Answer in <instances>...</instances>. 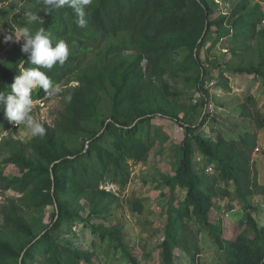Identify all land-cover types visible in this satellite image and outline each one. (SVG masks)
Listing matches in <instances>:
<instances>
[{
    "label": "trees",
    "instance_id": "16d2710c",
    "mask_svg": "<svg viewBox=\"0 0 264 264\" xmlns=\"http://www.w3.org/2000/svg\"><path fill=\"white\" fill-rule=\"evenodd\" d=\"M4 1L6 0H0V4ZM261 1L264 3V0H259L251 7L248 0H241L236 6L237 15L229 18L225 14L212 20L209 17L215 4L208 0H93L92 5L86 9L87 24L84 28L78 27L76 13L67 6L54 8L50 13L40 12L42 20L38 23L37 30L43 27L54 43L62 40L69 49L68 59L63 65L57 64L51 70H40L57 84L64 78L77 74L78 83L65 93L64 96L71 94L72 100L69 103L64 99L63 110L55 122L56 127L44 124L46 135L32 139L36 157L32 154L31 157L27 156L18 141L10 143L9 138L6 142L13 149L9 160L5 162L15 164L20 175L7 176L0 171V183L7 189L21 192L22 198L28 201L30 207L53 206L54 212L46 229L37 234L28 222L27 215H22L17 204L12 201L9 210L3 213L4 221L22 239L20 246H13L0 238V264H30L36 260L37 253L43 259L42 264H80V260L89 262L84 252L59 244L54 234L62 223L73 222L75 217L80 216L74 210L71 198H86L89 194L91 201H94L90 209L91 216H105L102 213L107 212L110 201H103V196L110 192L100 189L99 184L107 179L122 182L126 161L140 162L150 149L145 138H136V135L140 124L152 119V115L160 110L161 105H156L160 103L157 99L162 98L164 91L154 100L150 99L153 105L146 109L148 104L139 108L137 103L145 93L152 92L163 81L161 77L166 72L164 62L168 53L177 47L189 48L190 65L199 71L194 89L204 96L202 85L209 70L200 64V50L210 28L213 25L222 27L224 19L228 18L234 42L244 44L259 34L264 38V29L259 28L264 18ZM200 32H204L205 37L198 39ZM97 38L100 42H106L109 50L106 48L104 52L92 54V57L89 54L94 47L92 41H97ZM127 48L133 50L134 54L129 55L130 58L124 62L121 56ZM14 59L11 65L2 63L0 93L11 92V84L21 68L36 67L26 62L27 54L21 51ZM144 60L145 68L141 65ZM237 69L261 77L264 92L262 64ZM165 86L164 82L163 87ZM108 90H112V105L121 104V107L129 101L134 103L135 112L132 105L131 121L135 117L142 118L136 125L129 127L127 112L121 113L119 107L110 115L111 121L107 122L106 118L99 120L98 129L104 128L100 135L95 137L94 130L95 132L91 131L94 134L89 136L87 144L82 143L73 150L64 147L58 135L69 136L80 129L84 119L96 117L99 100ZM32 95L35 100L45 96V93L40 89ZM161 112V115L173 120L185 131L177 146L179 160L174 174L163 177L168 194L164 234L160 243L161 263L173 264L174 248L184 250L182 237L188 227L184 219L193 218L201 227L208 228L222 251L223 264H264V225L260 226L249 212L238 223L229 222L225 229L209 219L213 206L211 194H216L214 184L219 180L224 183L231 180L235 186L234 197L248 207L249 199L258 187L255 179H250L249 165L251 152L257 146L256 132L245 130L236 139H227L222 135L217 136L216 140L204 138L196 132L200 125L184 122L169 108L163 107ZM241 117L253 118L257 120V128L263 127L258 112L254 116L247 108L242 111ZM203 122L204 116L201 125ZM7 125V118L0 112V133ZM107 133L113 136L109 147L97 144ZM194 147L201 155L202 168L199 170H196L194 164ZM208 164L215 167V173H211L214 175L206 172ZM177 186L186 189L182 200L174 196V188ZM218 189L222 195L229 194L224 187ZM134 210L141 213L142 204L135 202ZM86 219L84 220L89 221V217ZM90 227L102 240H110L114 253L124 247L121 231L116 226L90 223ZM123 250L131 264L139 263L134 256Z\"/></svg>",
    "mask_w": 264,
    "mask_h": 264
},
{
    "label": "rangeland",
    "instance_id": "374dc122",
    "mask_svg": "<svg viewBox=\"0 0 264 264\" xmlns=\"http://www.w3.org/2000/svg\"><path fill=\"white\" fill-rule=\"evenodd\" d=\"M208 1L215 4L212 6L213 12L209 18L216 20L225 14L229 18L237 15L236 6L241 0ZM255 2H259V0H248L251 7ZM261 5L264 11L262 1ZM40 7V0H6L0 4V29H3L0 32V70L2 63L8 66L15 61L14 56L19 54L20 47L24 43L23 40L18 43L12 41L5 43L3 41L4 34L13 33L19 27L26 25V11L36 12L40 15ZM227 21L228 18H225L222 27L213 25L206 37L204 32L199 33L198 39L205 37L200 50V64L209 70V75L203 80L202 85L204 96L199 90L194 89L199 71L198 68L194 69L190 65L189 48L187 46L177 47L168 53L166 62H164L166 72L161 77L163 81H160L157 87L151 90L152 92L145 93L137 103L139 108H144L145 104H148L146 109L151 104L153 105V101L150 99L153 98L154 100L158 94L160 95V92L164 91V95L160 98L162 100L157 99L160 103L157 102L156 105H161L160 110L152 115V119L140 124L136 135V138H145L150 149L142 161H126L125 177H123L122 182L107 179L99 184L100 189L110 192L103 196V201H110L107 212L102 213L105 216H91L90 209H92L94 201H91L89 194L86 198H71L73 208L78 211L80 216L75 217L73 222L62 223L59 230H56L54 234L59 244L68 248H76L85 253L89 262L80 260V264H131L123 249L134 256L139 261L138 264H162L160 243L164 234L166 195L168 194V189L163 183V177L174 174L179 160L177 146L185 133L184 129L176 122L161 115L163 107L176 112L186 123L200 125L196 132L204 138L216 140L217 136L222 135L227 139H236L245 130L256 132L257 141L259 140L257 146L260 149L252 152L253 169L256 171L259 183L264 182V92L262 90V78L237 69L249 65L256 66L257 64L264 66V38L259 34L244 44L234 42L232 40L233 32ZM38 23L30 25L33 32L37 30ZM229 28L230 30L226 31ZM259 28L264 29V18ZM92 42L94 47L89 53L90 56L97 52H104L106 48L109 50V47H106L107 43L100 42L99 38ZM132 54H134L133 50L127 48L121 58L127 62L130 58L129 55ZM141 65L145 68L146 61H142ZM76 75L66 77L58 83L64 89L62 93L54 97L46 96L43 103L40 100L33 101L34 108L31 114L34 119L43 126L47 124L50 127H56L57 117L63 110L64 95L78 83ZM156 82L157 80L154 81L155 84ZM164 82L167 85L165 87H163ZM111 93L112 90H108L106 95L100 98L96 117L84 119L80 129L69 136L58 135L64 147L71 150L77 149L82 143L87 144L89 142L88 138L94 134V130H96L95 137L101 134L104 128L98 129L99 120L106 118L107 122L111 121L110 115L115 111L114 109H118L121 105L114 106L111 104ZM132 105L134 111V103L130 101L126 104L123 103L119 109L121 113L127 112L129 127L136 125L142 118V116L135 117L131 121L133 117ZM247 108L254 116L258 112L259 118L263 122L262 128H257V120L241 117L242 111ZM202 116H204V122L201 125ZM119 118L123 121L122 116ZM2 129L4 128L2 127ZM9 138L11 139L10 143L18 141L19 146L25 149L27 156L31 157L30 154H32L33 157H36L32 148L33 137L30 136L29 130L24 125L18 127L9 121L6 129L0 133V171L7 176L20 175L19 168L15 164L5 162L9 160L13 149L11 145L6 143ZM112 140L113 136L107 133L97 144L109 147ZM198 152L194 147L193 159L196 170L202 168L201 163H199L201 156ZM223 185V180L217 181L214 184L216 194L212 193L211 197L221 196L222 192L218 187ZM226 185L231 187L232 183L228 180ZM173 193L176 199L182 200L186 194V189L177 186ZM214 197L212 201L215 200L216 202ZM229 200L233 201L234 199L230 198ZM12 201L17 204L22 215H27L28 222L37 234L49 225L54 208L53 206L36 208L32 207L33 205L30 207L28 201L22 198L21 192L12 188L7 189L0 183V238L7 240L13 246L17 244L20 246L22 237L15 235L4 221L3 213L9 210ZM232 201H228L227 205L221 202L217 204L222 213L210 215V221L214 224H221L224 220V223L221 224L224 229L229 222L237 223L240 221L244 215L243 211L240 213L226 212L227 209L233 207ZM135 202L142 204L141 213L134 210ZM236 202H238L237 205L235 203L234 205L238 209L245 208L241 200ZM252 204L256 209H254L256 221L262 226L264 224V193L261 200L260 197H257ZM252 204L249 202L248 206L253 208ZM88 217L89 221H85ZM184 220L188 225L182 237L184 250L180 247L174 248L173 264H223L222 251L209 233L208 228L201 227L193 218H185ZM90 223H103L119 228L124 247L119 248L114 253L110 240H102L97 232L93 233ZM42 261L43 259L37 253L36 260L30 264H42Z\"/></svg>",
    "mask_w": 264,
    "mask_h": 264
},
{
    "label": "clouds",
    "instance_id": "9594fccd",
    "mask_svg": "<svg viewBox=\"0 0 264 264\" xmlns=\"http://www.w3.org/2000/svg\"><path fill=\"white\" fill-rule=\"evenodd\" d=\"M93 3V0H40V11L50 13L54 8L69 7L74 10L78 17L77 25L84 28L87 24L85 19L86 9ZM26 25L19 27L13 33H5L3 41L5 43L12 41L18 43L23 40L21 52L27 54V61L36 67L21 69L19 75L11 84L9 94L0 93V112L10 123L16 126L24 125L29 130L31 137H41L46 135L45 127L32 116L34 102L33 92L43 89L44 98L54 97L60 94L64 89L40 69L51 70L55 65H63L69 56L67 44L60 40L53 42L43 27L33 32L30 25L40 22L41 17L38 13L32 11L25 12ZM3 29H0L2 32ZM40 98V99H41ZM66 102H71L72 95L64 97Z\"/></svg>",
    "mask_w": 264,
    "mask_h": 264
},
{
    "label": "crops",
    "instance_id": "0c3cea01",
    "mask_svg": "<svg viewBox=\"0 0 264 264\" xmlns=\"http://www.w3.org/2000/svg\"><path fill=\"white\" fill-rule=\"evenodd\" d=\"M41 20H42V18H41ZM22 69V68H21ZM259 141V140H258ZM257 141V142H258ZM258 149H260L258 146H256L254 149H253V151L252 152H256V151H259ZM252 152H251V155H250V160H249V165H250V170H251V174H250V179L251 180H253V179H255V181H256V185L258 186L256 189H255V192L251 195V197H250V199H249V202L252 204V202H253V200L254 199H256L257 197H260V200L262 199V195H263V193H264V188H262L263 187V185H264V182L263 183H259V181H258V178H257V174H256V171H254V169H253V163H254V160H253V158H252ZM201 156V155H200ZM201 158V157H200ZM251 160H252V162H251ZM200 162H201V159L199 160ZM199 162V163H200ZM195 163V162H194ZM209 165V164H208ZM207 165V166H208ZM210 165H212V164H210ZM206 166V167H207ZM215 168V167H214ZM215 173V172H214ZM228 181V180H227ZM229 182H231L232 183V186L231 187H228L227 185H226V183H224L223 182V186H220V187H224L228 192H229V194L228 195H221V196H212L211 197V199L213 200V197L214 198H216V202H215V200H214V202H213V206H212V214L211 215H218V214H220V213H222V210H220L219 208H218V205L217 204H220V202L221 203H225V205H227V202L228 201H232V200H229L230 198L231 199H234L233 201H232V204H233V207L232 208H230V209H227L226 210V212H230V213H240V211H243L244 212V215H245V213H250L251 214V216L256 220V218H255V207L253 206V204H252V206H253V208L252 207H247L245 204H244V206L243 207H245L244 209L243 208H240V209H238V207L236 206L237 205V203L238 202H236V201H238L239 199H237L236 197H234V195H233V190L235 189V186H234V183L231 181V180H229ZM235 201V202H234ZM218 202V203H217ZM243 202V201H242ZM234 203L236 204V205H234ZM244 203V202H243ZM249 204V203H248ZM255 209V210H254ZM229 210V211H228ZM243 215V216H244ZM243 216H242V218H243ZM223 220V219H222ZM217 221H219V220H217ZM239 222V221H238ZM237 222V223H238ZM257 222V221H256ZM222 223H224V220L222 221ZM221 223V224H222ZM230 223H232V222H230ZM235 223V222H234ZM258 223V222H257ZM216 224H218V223H216ZM259 224V223H258ZM264 225V224H263ZM262 225V226H263Z\"/></svg>",
    "mask_w": 264,
    "mask_h": 264
},
{
    "label": "built area",
    "instance_id": "2783aa9c",
    "mask_svg": "<svg viewBox=\"0 0 264 264\" xmlns=\"http://www.w3.org/2000/svg\"><path fill=\"white\" fill-rule=\"evenodd\" d=\"M38 100H40V102L41 103H43V101H44V98H41V99H38ZM37 101V100H36ZM214 166L213 165H208L207 167H206V172L207 173H212V172H214Z\"/></svg>",
    "mask_w": 264,
    "mask_h": 264
}]
</instances>
